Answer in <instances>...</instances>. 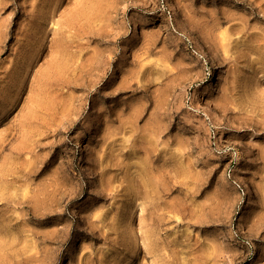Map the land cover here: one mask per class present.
Segmentation results:
<instances>
[{
	"label": "rangeland",
	"instance_id": "rangeland-1",
	"mask_svg": "<svg viewBox=\"0 0 264 264\" xmlns=\"http://www.w3.org/2000/svg\"><path fill=\"white\" fill-rule=\"evenodd\" d=\"M0 264H264V0H0Z\"/></svg>",
	"mask_w": 264,
	"mask_h": 264
},
{
	"label": "bare ground",
	"instance_id": "bare-ground-1",
	"mask_svg": "<svg viewBox=\"0 0 264 264\" xmlns=\"http://www.w3.org/2000/svg\"><path fill=\"white\" fill-rule=\"evenodd\" d=\"M260 11V10H259Z\"/></svg>",
	"mask_w": 264,
	"mask_h": 264
}]
</instances>
